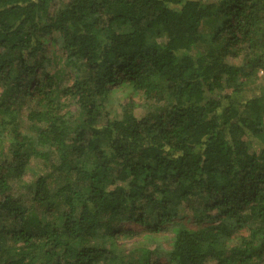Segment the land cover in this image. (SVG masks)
Masks as SVG:
<instances>
[{
	"label": "trees",
	"instance_id": "obj_1",
	"mask_svg": "<svg viewBox=\"0 0 264 264\" xmlns=\"http://www.w3.org/2000/svg\"><path fill=\"white\" fill-rule=\"evenodd\" d=\"M261 72L264 0H0V264H264Z\"/></svg>",
	"mask_w": 264,
	"mask_h": 264
},
{
	"label": "rangeland",
	"instance_id": "obj_2",
	"mask_svg": "<svg viewBox=\"0 0 264 264\" xmlns=\"http://www.w3.org/2000/svg\"><path fill=\"white\" fill-rule=\"evenodd\" d=\"M259 75L261 77L260 78L261 81L264 83V73L261 72V73H259ZM253 87H255V86H253ZM1 93H2V90L0 89V96H1ZM119 98H122L121 95L115 94L114 99L119 100ZM126 101L127 100H121V102H126ZM33 170L34 171H32V173L30 172L31 173L30 174L31 178H34V176L36 175V173H41V169L39 167L34 166V169ZM189 226L190 227H193L192 224H189ZM124 230L125 231H135L136 233H139L140 231L143 230V227H139V226L138 227H136V226L135 227H128V226H126V227H124ZM166 234H167V236L170 235L169 232H166ZM140 239H141L140 237H135L131 241L130 240L119 241L118 242V245L124 244L123 245V247H124L123 249H126V250L130 251V250H133V249L136 248V246H134L133 244H134V242H138Z\"/></svg>",
	"mask_w": 264,
	"mask_h": 264
}]
</instances>
